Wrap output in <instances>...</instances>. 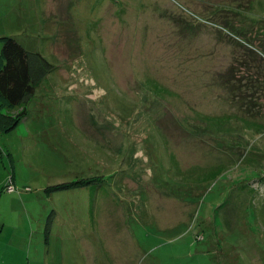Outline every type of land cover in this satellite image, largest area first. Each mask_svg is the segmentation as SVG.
<instances>
[{
	"label": "rangeland",
	"instance_id": "obj_1",
	"mask_svg": "<svg viewBox=\"0 0 264 264\" xmlns=\"http://www.w3.org/2000/svg\"><path fill=\"white\" fill-rule=\"evenodd\" d=\"M248 1L0 0L54 67L0 135V264H264V71L219 29L262 50Z\"/></svg>",
	"mask_w": 264,
	"mask_h": 264
},
{
	"label": "trees",
	"instance_id": "obj_2",
	"mask_svg": "<svg viewBox=\"0 0 264 264\" xmlns=\"http://www.w3.org/2000/svg\"><path fill=\"white\" fill-rule=\"evenodd\" d=\"M250 2V0L248 1ZM252 3V2H251ZM234 12V20L224 21L219 25L221 34L225 35V41L228 44L235 42L237 46L243 47L242 60L239 64L252 69V66L258 68L256 71L261 73L264 71L262 62L264 63V44L261 42L258 50L253 47L251 39L246 36V32L242 28H234L233 22L238 17H242L241 12ZM244 15V20L247 18ZM253 26V22H250ZM229 26V28H228ZM239 33H242L241 39ZM264 33V30H263ZM240 37V39H239ZM2 43L0 51V135L14 129L18 123L26 117V105L34 96L36 87L44 78L53 71V65L50 64L41 54L26 50L12 37H1ZM248 47V48H247ZM261 62V67H257L256 63ZM86 182L78 184H67L58 186L60 188H69L85 185Z\"/></svg>",
	"mask_w": 264,
	"mask_h": 264
}]
</instances>
